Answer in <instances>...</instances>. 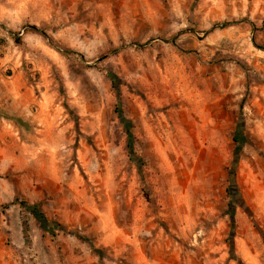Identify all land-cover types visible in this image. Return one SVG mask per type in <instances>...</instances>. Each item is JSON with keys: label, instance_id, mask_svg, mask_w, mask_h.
<instances>
[{"label": "rangeland", "instance_id": "374dc122", "mask_svg": "<svg viewBox=\"0 0 264 264\" xmlns=\"http://www.w3.org/2000/svg\"><path fill=\"white\" fill-rule=\"evenodd\" d=\"M263 20L264 0H0V264H264Z\"/></svg>", "mask_w": 264, "mask_h": 264}, {"label": "trees", "instance_id": "16d2710c", "mask_svg": "<svg viewBox=\"0 0 264 264\" xmlns=\"http://www.w3.org/2000/svg\"><path fill=\"white\" fill-rule=\"evenodd\" d=\"M242 21L248 22L252 25L253 28H256V25L253 22H250L247 19H243ZM232 24H233L232 22H224L221 24H216L213 27V29L217 28V27L227 28V27L231 26ZM262 24L264 25V20L262 21ZM27 30L33 31V32H40L41 34L46 36L44 31L40 30L38 27L33 26V25H29L27 27ZM10 33H11L12 38L15 41V43L20 44L22 42V37L19 36L18 33H13L12 31ZM144 45H146V44H140L139 46L141 47ZM62 52L67 53L68 51H62ZM111 76H113V75H111ZM115 110H116V113L118 114L119 118L121 119L122 123L124 124L125 130H126L129 158L134 164L137 165L138 169L140 170V168L143 165V160L136 155L135 148H134V136H133V133L131 130V123L129 120L125 119V117H124L121 102H119L117 104ZM233 140L236 143L235 151H236V153H238L243 149V147L245 146V144L247 142L246 135L242 131L241 127H237V129L235 130ZM229 179H230V181L233 182V184H235V169L234 168L229 170ZM21 204H25V206H27L29 208L30 213L33 215V217H35L41 223V225L43 226V229L47 230L52 235H56L58 232H65L64 226L62 224L58 223L57 221H50L44 215V213L38 209V207L36 205H29V204H26L25 202H22ZM232 222H233L232 232H231V235L228 239V242H229L231 250H232V256H235V254H234V236H233L235 233L234 219L232 220ZM75 236L79 239L85 240L86 242H88L89 244H91L93 246L92 240L89 237H85V236H81V235H75Z\"/></svg>", "mask_w": 264, "mask_h": 264}]
</instances>
